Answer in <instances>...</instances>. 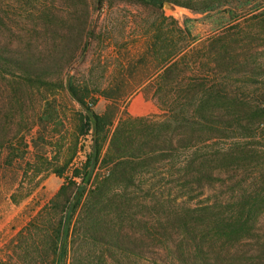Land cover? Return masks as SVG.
I'll return each instance as SVG.
<instances>
[{
  "label": "rangeland",
  "instance_id": "374dc122",
  "mask_svg": "<svg viewBox=\"0 0 264 264\" xmlns=\"http://www.w3.org/2000/svg\"><path fill=\"white\" fill-rule=\"evenodd\" d=\"M165 1L154 6L139 0H0V41L7 51L4 55L31 63L25 71H0V264H37L35 257L23 258L19 254L22 234L36 217L46 216V209L66 177L91 152L92 131L86 132L88 112L69 89L85 96L88 109L106 114L107 121H111L102 143L103 156L111 149L113 133L122 121L130 123L124 135L130 141L149 139L151 134H157L159 140L172 137L176 141L181 128L175 122L165 127L159 124L167 113L156 90L162 85L184 83L180 78L167 81L163 75L167 53L179 51L188 41L191 45L186 53L204 48L208 52L217 36L242 49L245 67L240 73L226 76L232 90L240 89V96L229 94L226 103L239 115L234 118L240 117L255 129L229 138L215 136L207 149H198L200 165L207 174H213L193 189L182 186L178 164L171 166L159 159L147 165L137 160L136 187L121 195L125 204L124 245L129 247L130 241L139 240V245L145 246L149 222L175 207L170 206L173 199L196 207L230 194L238 196L264 188V0L249 4L230 0L206 12L187 6H203L198 0H176L172 7H166ZM255 4L259 6L256 11L239 19L232 16L233 7ZM178 27H187L191 36L183 39ZM169 29L175 36L171 45L166 40ZM203 60L209 61L208 56ZM208 63L214 67L213 61ZM5 64L12 68L11 61ZM181 64L182 61L180 67ZM208 149L228 154L216 156ZM56 171H62L64 176ZM96 172L101 177L107 175V166H100ZM152 184L158 189L157 198L148 192ZM260 197L264 198V190ZM262 204L264 207V201ZM117 214L116 208L107 205L98 215ZM115 232L111 228L109 234L114 237ZM254 232L256 236L250 239L253 245L245 247L249 252L241 264H264V210L258 215ZM257 238L260 244H256ZM75 243V264L174 261L166 252H128V256L120 257L115 255L114 245H102L101 256L90 242ZM43 250L46 252L47 247ZM51 261L49 256L39 264Z\"/></svg>",
  "mask_w": 264,
  "mask_h": 264
},
{
  "label": "trees",
  "instance_id": "16d2710c",
  "mask_svg": "<svg viewBox=\"0 0 264 264\" xmlns=\"http://www.w3.org/2000/svg\"><path fill=\"white\" fill-rule=\"evenodd\" d=\"M139 1L157 6L162 5L163 0ZM232 1H244L249 4L262 0ZM198 2L203 3V6L194 7L192 3H187V6L196 12H206L217 10L231 1ZM258 7L257 4L254 7H233L232 16L239 19L256 11ZM178 30L185 40L191 36L187 27H178ZM166 40L170 45L174 42L172 29L166 31ZM213 40L208 52L204 48L196 53H186L191 45L188 41L179 51L168 52L165 58L163 78L167 81L179 78L184 81L177 86L162 85L156 90L161 107L167 113V118L159 124L165 127L175 122L182 131L176 141L172 137L159 140L157 134H151L149 139L144 137L143 140L141 138L130 141V137L124 136L130 123L122 121L113 133L111 149L103 156L102 143L107 137L106 129L111 121H107L106 114H98L88 109L85 96L80 95L74 88L69 89L73 98L88 112L86 132L92 131L93 145L91 152L86 155L85 162L73 169L72 174L66 177L56 192L46 209V216L39 215L29 223L19 246L21 257H35L37 264L49 256L52 259L50 264H75V242L80 240L90 242L101 256L104 254V251L99 249L102 245H114L115 255L118 253L117 256L120 257L128 256V252L138 255H144L145 252L153 255L166 252L167 256L178 264H241V260L247 258L249 251H246L245 247L253 245L250 239L256 236L255 223L258 215L264 210V198L260 197L264 188L238 196L230 194L196 207H187L185 201L179 203L178 199H173L170 206L175 207L167 209L163 216L160 215L156 220L149 222L145 246L139 245V240L130 241L129 247L124 245L125 204L121 195H127L131 187H136L134 179L137 173L134 169L137 160L147 165H154L159 159L166 160V164L171 166L178 164L176 170L179 178L183 180L182 186H190L193 189L203 178L213 174H207L204 165H200L201 152L198 149H207L209 141L215 136L229 138L233 134L240 136L248 133L249 129H255L244 123L240 117L234 118L239 115L229 109L226 103L229 94L240 96V89L232 90L226 76L235 71L240 73L245 67L246 60L241 58L242 49L223 40V36L214 37ZM4 48L5 45L0 41V71L8 73L31 68V63L24 64L15 58H6L4 54L7 51ZM179 54L180 59L175 60ZM205 55L209 61L203 60ZM7 60L11 61L12 68H7ZM210 61L214 63L212 68L209 67ZM83 123L81 118V129L85 127ZM1 141L0 137V161L3 143ZM208 152L221 157L228 154L221 149ZM100 166H107V175L101 177L96 172ZM56 172L59 176H64L62 171ZM148 192L153 197H158V189L154 184L148 188ZM107 205L117 209V216L99 217L98 214L103 212ZM171 215L174 217L170 218ZM111 228L116 229L114 237L109 234ZM256 244H260L259 238ZM44 246L47 247L46 252L43 250ZM70 253L73 254L72 262H69ZM174 261L172 264H177ZM26 262L33 264L32 261Z\"/></svg>",
  "mask_w": 264,
  "mask_h": 264
},
{
  "label": "water",
  "instance_id": "95a60500",
  "mask_svg": "<svg viewBox=\"0 0 264 264\" xmlns=\"http://www.w3.org/2000/svg\"><path fill=\"white\" fill-rule=\"evenodd\" d=\"M165 5H166V7H172L173 3L171 1H169V0H166L165 1Z\"/></svg>",
  "mask_w": 264,
  "mask_h": 264
}]
</instances>
